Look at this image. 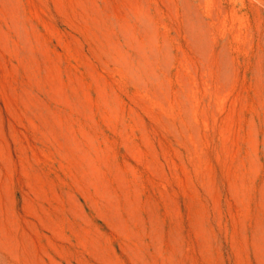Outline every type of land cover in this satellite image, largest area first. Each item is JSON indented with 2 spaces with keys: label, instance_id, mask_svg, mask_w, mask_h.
<instances>
[{
  "label": "rangeland",
  "instance_id": "1",
  "mask_svg": "<svg viewBox=\"0 0 264 264\" xmlns=\"http://www.w3.org/2000/svg\"><path fill=\"white\" fill-rule=\"evenodd\" d=\"M0 264H264V0H0Z\"/></svg>",
  "mask_w": 264,
  "mask_h": 264
}]
</instances>
